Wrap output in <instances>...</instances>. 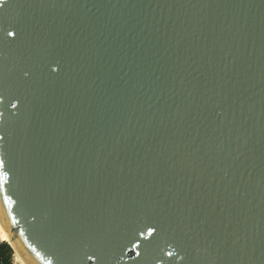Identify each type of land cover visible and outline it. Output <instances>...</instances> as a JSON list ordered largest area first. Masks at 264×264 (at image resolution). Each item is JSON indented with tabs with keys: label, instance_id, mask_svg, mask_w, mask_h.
Returning a JSON list of instances; mask_svg holds the SVG:
<instances>
[{
	"label": "water",
	"instance_id": "1",
	"mask_svg": "<svg viewBox=\"0 0 264 264\" xmlns=\"http://www.w3.org/2000/svg\"><path fill=\"white\" fill-rule=\"evenodd\" d=\"M0 223L24 264H264V0H0Z\"/></svg>",
	"mask_w": 264,
	"mask_h": 264
},
{
	"label": "trees",
	"instance_id": "2",
	"mask_svg": "<svg viewBox=\"0 0 264 264\" xmlns=\"http://www.w3.org/2000/svg\"><path fill=\"white\" fill-rule=\"evenodd\" d=\"M13 255L11 246L4 240L0 241V264H14Z\"/></svg>",
	"mask_w": 264,
	"mask_h": 264
},
{
	"label": "bare ground",
	"instance_id": "3",
	"mask_svg": "<svg viewBox=\"0 0 264 264\" xmlns=\"http://www.w3.org/2000/svg\"><path fill=\"white\" fill-rule=\"evenodd\" d=\"M0 238H1V240H6V239H8V235H7V233L4 231V228H3V226L1 225V223H0ZM14 255H15L16 260L19 261L20 264H24V262L22 261V259L20 258V256H19L17 253H15Z\"/></svg>",
	"mask_w": 264,
	"mask_h": 264
},
{
	"label": "rangeland",
	"instance_id": "4",
	"mask_svg": "<svg viewBox=\"0 0 264 264\" xmlns=\"http://www.w3.org/2000/svg\"><path fill=\"white\" fill-rule=\"evenodd\" d=\"M0 241H2L1 238H0ZM13 263L14 264H20L19 261L16 260L15 255H13Z\"/></svg>",
	"mask_w": 264,
	"mask_h": 264
}]
</instances>
